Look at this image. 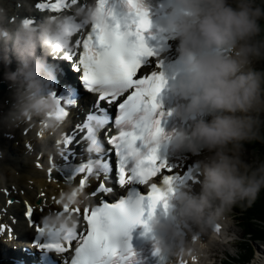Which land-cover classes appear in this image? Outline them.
<instances>
[{"label":"clouds","instance_id":"obj_1","mask_svg":"<svg viewBox=\"0 0 264 264\" xmlns=\"http://www.w3.org/2000/svg\"><path fill=\"white\" fill-rule=\"evenodd\" d=\"M154 7L159 60L166 42H174V61L167 75L161 70L162 89L177 101L167 115L179 124L167 132L161 128L155 137L145 133L144 141L189 155L198 179L174 181L167 208L147 213L142 225L156 255L169 264H208L207 249L220 239L217 226L229 221L234 206L254 201L264 190V153L248 148L264 145V0H159ZM101 18L97 0H68L59 12L38 15L30 0L18 6L0 0V83L7 91L0 129L39 120L58 131L52 58ZM125 150L134 160L146 154L136 142ZM88 201L70 185L58 203L71 210ZM41 224L64 233L75 231L80 220L54 212Z\"/></svg>","mask_w":264,"mask_h":264},{"label":"snow or ice","instance_id":"obj_2","mask_svg":"<svg viewBox=\"0 0 264 264\" xmlns=\"http://www.w3.org/2000/svg\"><path fill=\"white\" fill-rule=\"evenodd\" d=\"M97 4L102 18L92 24L82 38L76 39L64 51L63 57L65 61H72L78 56L76 71L82 70L79 81L84 89L97 96L94 107L99 114L89 113L83 122L86 132L82 140L74 141L80 144L86 140L88 153L96 155L87 164L73 165L70 158H75L76 154L65 148L60 151L62 163H53L48 169L50 173L55 171L66 184L73 183L78 174H83L78 180V188H91L88 195L97 198V203L71 210L65 205L57 213L75 214L80 225L75 231L64 233L46 231L42 225L36 226L35 246L42 253L57 254L68 252L69 246H72L74 251L68 264H138L128 242L129 233L135 225L143 223L145 212L151 214L158 206L167 208L171 185L181 178L162 174L160 179L158 174H161V170L171 173L174 164L158 156L157 148L148 146L144 141L145 133L155 137L162 132L160 117L156 115L159 108L156 98L166 81L159 71L161 61L145 41L144 33L152 27V22L142 0H124L127 14L119 20L113 15L111 7L107 6L108 0H97ZM65 6V0L35 5L37 9L54 12H59ZM150 58H155L157 70L151 67L153 60ZM74 95L71 87H65L57 97L59 108L56 118L59 121L67 114L62 104L73 105ZM101 102L115 107L114 135H109V131L105 130L109 116L105 107L100 106ZM80 127L77 124L73 131ZM102 130L107 144L114 149V180L109 176L112 169L105 158L106 154L96 150L102 147L99 138ZM137 141L147 148V152L141 159L134 160L125 150V145ZM153 177L160 179L159 185L151 183L146 194L136 190V185H144ZM113 183L133 187L113 202L106 199L115 192L111 186ZM40 195L44 196V193ZM24 215L33 216V209L28 207ZM28 222L33 224L34 220L30 218ZM156 254L154 250L153 255ZM48 264H52V261L49 260Z\"/></svg>","mask_w":264,"mask_h":264},{"label":"bare ground","instance_id":"obj_3","mask_svg":"<svg viewBox=\"0 0 264 264\" xmlns=\"http://www.w3.org/2000/svg\"><path fill=\"white\" fill-rule=\"evenodd\" d=\"M21 2L22 0H13V4L17 6ZM32 10L36 14L33 8ZM6 101V89L0 90V103ZM113 124L114 116L111 118L110 126ZM39 127L37 121H34L17 126L12 130L0 129V223L5 226L4 231L0 230V236L4 239L9 238L10 232L15 238L16 233L28 236L32 231L22 217L16 224L11 214L18 213L22 207L23 211L26 210L28 205L34 209V216L37 217L50 209L56 210L60 206L57 203L58 197L67 186L55 171L50 175L46 163L48 154L41 152L44 147L48 152V136H50V143L56 139L55 134L63 135V132L51 131L52 134L49 135L50 131L42 130L40 134H37ZM105 130L109 131V128H105ZM106 150L107 155L111 157L110 149ZM37 164L40 166L37 167ZM190 182L192 181L190 180ZM41 192L44 193V196L40 195ZM9 197H13V199H9ZM227 227L229 229L231 226L227 225ZM252 256L254 260L246 264H264V245L258 248L256 254L253 253ZM0 259H3L1 254Z\"/></svg>","mask_w":264,"mask_h":264},{"label":"rangeland","instance_id":"obj_4","mask_svg":"<svg viewBox=\"0 0 264 264\" xmlns=\"http://www.w3.org/2000/svg\"><path fill=\"white\" fill-rule=\"evenodd\" d=\"M257 145H259V143H256L255 147ZM260 196H261V194H259L257 197H260ZM233 211H235L234 212V216L229 218L228 224H229V226H231L230 227L231 234H232V237L236 238V243L228 244L224 248H225V250H226V252L228 253L229 256H234V257H237V255H236L237 251L242 250L244 252V255L242 257L238 258L239 262H242V263L252 262L254 260V258L253 259H250V258H251L253 253H254V255L256 254V252H255L256 251L255 244L259 245V247L260 246L262 247L263 244H261L260 242L251 241V244H250V246H251L250 248L251 249L248 250L246 248V244L244 242L243 243L240 242L241 229L239 227V223L238 222H240L242 220L241 216L245 217L246 215H248L249 212L246 213V215H245L244 210H241L238 206H234L233 207ZM214 248L220 249V247L217 246V245H214ZM219 251H221V250H216L215 251L216 253H214L215 259H214V263L213 264H219V262H220L219 261V257L223 256L222 253H219ZM250 251H251V253H250ZM212 261H213V259H211L210 262H212Z\"/></svg>","mask_w":264,"mask_h":264},{"label":"trees","instance_id":"obj_5","mask_svg":"<svg viewBox=\"0 0 264 264\" xmlns=\"http://www.w3.org/2000/svg\"><path fill=\"white\" fill-rule=\"evenodd\" d=\"M242 210H244L245 217L241 216L242 220L245 222L249 232L251 233L254 239H260L264 241V228L259 224L261 223L264 227V190L262 195L257 197L252 202H242Z\"/></svg>","mask_w":264,"mask_h":264}]
</instances>
